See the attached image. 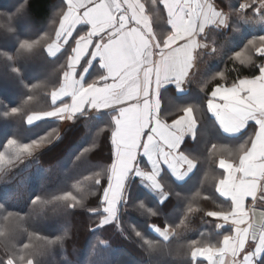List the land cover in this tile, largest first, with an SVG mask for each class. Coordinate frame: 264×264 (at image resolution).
<instances>
[{"label":"snow or ice","instance_id":"obj_1","mask_svg":"<svg viewBox=\"0 0 264 264\" xmlns=\"http://www.w3.org/2000/svg\"><path fill=\"white\" fill-rule=\"evenodd\" d=\"M26 9V3H21L15 14L5 18L6 32L16 35L17 27L25 26ZM58 16V27L35 39L19 40L15 55L0 53L10 64L38 53H46L53 65L59 64L45 85L46 108L29 113L23 107H11L0 114L3 119L26 117L28 126L49 121L56 127H49L29 142L6 139L0 144L4 148L0 151V166L22 161L25 155L35 157L37 152L62 141L72 130L62 132V123L74 125L89 113L107 116L96 138L103 134L105 143L110 144V163L86 177L91 181L87 194L97 199V206L88 209L98 219L92 230L115 223L123 234L121 213L137 181L157 198L155 207L140 200L135 205L139 211L150 217L163 215L161 206L168 208L175 197L185 202V217L180 222L184 225L187 216L199 209H194L190 198L182 196L173 185L185 179L200 162L185 143L187 137L196 140L200 117L195 115L196 106L188 104L178 106L169 123L161 115L160 90L174 85L177 91H183L192 82L201 50L218 54L216 41L207 42L210 31L231 29L235 36L248 23L264 22V0H243L238 7L229 5L227 12L218 8L215 0H150L147 8L141 0H63ZM83 27L87 30L83 31ZM245 36L246 33L240 36L236 46ZM223 47L221 44L219 50ZM228 58L248 65L253 73L238 76L230 83L225 72L216 73L209 79L215 80L218 75L224 83L217 82L206 91V79L201 91H206V110L219 129L228 136L242 132L245 135L238 144L219 145L222 158L218 167L223 171L215 192L223 200H213L216 210L205 212L219 221L215 224L217 231L212 237L201 233V238L191 240L189 247L194 261L199 256L207 264H264V211L256 207L264 206V35H253ZM12 71L19 73L20 69L13 67ZM32 100L29 91L27 101ZM217 148L218 144L212 143L205 160L216 155ZM88 151L85 148L73 164L79 163ZM225 153L232 159L223 158ZM84 201L83 191L78 197L66 190L50 198L36 196L31 203L63 207L67 213L85 208ZM0 215L7 220L13 213L0 203ZM149 227L163 241L177 235L169 232L171 225L163 229ZM132 230L144 245L156 246L134 226ZM23 248L29 249L30 244ZM24 259L19 256L20 261ZM0 264H17V256L9 253L0 259ZM26 264H33V260L27 259Z\"/></svg>","mask_w":264,"mask_h":264},{"label":"trees","instance_id":"obj_2","mask_svg":"<svg viewBox=\"0 0 264 264\" xmlns=\"http://www.w3.org/2000/svg\"><path fill=\"white\" fill-rule=\"evenodd\" d=\"M239 1L215 0L226 11L229 10V5L238 7ZM3 3H7V6H3ZM21 3L27 5L25 26L28 30L21 31L17 27V34L13 35L4 29L5 18L15 14ZM62 3L63 0H0V53L15 55L19 49V40L35 39L44 31L58 27V13ZM86 30L83 27V31ZM245 33V38L236 46V41ZM253 35H264V22L248 23L235 36L231 29L220 33L210 31L208 42L216 41L218 54L200 53L190 85L208 79V91L217 82L224 83L218 75L215 80L209 79L216 73L225 72L229 83L238 76L251 75L254 69L228 57L239 51ZM229 40L232 42L229 43ZM70 43L74 44V41ZM221 44L224 45L222 51L219 50ZM63 62L61 58L60 63ZM13 67L19 68L20 72L12 71ZM54 68L58 70L59 64L53 65L46 53H38L33 58L18 59L15 64H10L0 56V114L5 108L11 107H23L29 113L46 108L45 85L48 84L49 74L53 73ZM50 90L49 85L47 91ZM14 91L16 95L12 98L10 94ZM29 91L33 95L32 101H27ZM25 118H0V144L6 143L8 138L29 142L43 135L49 127H56V124L49 121L28 126ZM107 119V116L100 117L92 113L82 116L74 125L64 128L63 131L69 128L72 130L67 132L62 141L46 148L42 153L37 152L35 157L25 155L22 161L0 166V203L13 213L7 220L3 218L6 213L0 215V231L5 233L0 236V259L11 253L17 256V263L32 259L34 264H194L189 242L193 239L199 240L201 233L212 237L217 231V222L205 215L208 210H216L213 200L216 203L223 200L215 192V185L221 174L215 167L217 150H214L216 155L205 160L210 142L201 146L198 151L202 155L198 154L200 162L197 168L185 181H175L173 185L182 196L190 198L194 209H199L187 216L184 225L180 222L185 217V202L177 201L175 197L168 208L161 206L163 215L150 217L139 211L135 205L140 200L155 207L157 198L137 181L132 186L129 204L121 213L123 234L115 223L93 231L98 219L88 209L97 206V199L96 196L87 194L91 181L86 177L110 163V144L105 143L103 134L96 138L97 129L103 127ZM85 148L89 149L88 153L74 165L76 156ZM0 151H4V148L0 147ZM66 190L73 191L78 197L83 191L86 207H78L74 212L68 210L65 213L63 207L54 209L53 205L31 203L36 196L50 198L52 194H60ZM150 225L161 229L171 225V231L177 235H170L168 241H163ZM133 226L156 246L150 248L144 245L135 236ZM26 243L30 244L29 249L23 248ZM20 255L25 257L23 261L19 260ZM198 263L203 264V261L198 259L195 264Z\"/></svg>","mask_w":264,"mask_h":264},{"label":"crops","instance_id":"obj_3","mask_svg":"<svg viewBox=\"0 0 264 264\" xmlns=\"http://www.w3.org/2000/svg\"><path fill=\"white\" fill-rule=\"evenodd\" d=\"M141 2L146 5V8L150 6V0H141ZM241 2H243V0H241ZM216 5L218 8L223 9L225 12H227L217 3ZM164 15L166 16V13H164ZM208 43L211 44V42ZM201 52L208 54L210 53V49H202ZM197 63H198V58L196 62V67H197ZM195 71L196 68L193 70V74L195 73ZM203 84H204V80L201 83L195 84L193 86H191L189 83L185 85V89L183 91H177L174 85L164 86L160 90L161 115L166 116L167 121L170 123L171 119L174 118V116L176 115V109L178 106L182 107L188 104H192L196 106L197 110L195 112V115L197 117H200L197 138L195 141H192L190 137H187L185 143L189 148V150L191 151V153L197 156L198 158H199L198 154L202 155V153L198 151V149H201V146H205V144H207L208 141L210 142L209 147H211L212 143H217L218 148L216 150H217L218 158L215 159L216 160L215 167L217 168V171L221 173L223 170L219 169L218 160L219 158H222L219 156V153L222 151V149L219 147V145L231 146L233 144H238L242 141L245 134L242 132L237 136H228L219 129V126L216 124L214 117H212V115L208 113L206 110L207 107L206 94H204L205 91H201V87L203 86ZM201 112H203L202 117H201ZM193 148H196V150H193ZM223 158L229 160L232 159V157L228 156L227 153H225V156ZM194 170L195 169H193V171ZM190 175L191 174L189 173L188 176L185 177V179L179 180L177 182L185 181ZM257 208L264 210V208L262 207H257ZM215 221L219 223L218 220ZM198 259H201L203 261V264H207V261L203 257H199Z\"/></svg>","mask_w":264,"mask_h":264},{"label":"rangeland","instance_id":"obj_4","mask_svg":"<svg viewBox=\"0 0 264 264\" xmlns=\"http://www.w3.org/2000/svg\"><path fill=\"white\" fill-rule=\"evenodd\" d=\"M241 2V0L239 1V3ZM7 3H3L2 5L4 6V5H6ZM7 6V5H6ZM239 6V5H238ZM20 30L21 31H27L28 29H27V27L25 26H23V27H20ZM37 69L38 68H36V70L35 71H37ZM1 78V77H0ZM5 91V90H4ZM8 93V92H7ZM10 94V93H9ZM15 95H16V93H15V91L12 93V94H10V96L13 98V97H15ZM25 120H26V118H25ZM42 122H44V121H42ZM68 124L67 123H62V124H60V129H61V131H63L64 130V128L67 126ZM0 132H1V130H0ZM154 195V194H153ZM257 207H262V208H264V206H261L260 204H257ZM217 222V221H216ZM218 223V222H217ZM169 230V232L171 233L172 231H171V229L169 228L168 229ZM198 258L199 257H197V261H198ZM193 262H194V264H195V262L196 261H194L193 260ZM17 264H26V262H24V263H17ZM34 264V263H33ZM199 264V263H198Z\"/></svg>","mask_w":264,"mask_h":264},{"label":"water","instance_id":"obj_5","mask_svg":"<svg viewBox=\"0 0 264 264\" xmlns=\"http://www.w3.org/2000/svg\"><path fill=\"white\" fill-rule=\"evenodd\" d=\"M257 211H264V210H262V209H260V208H257Z\"/></svg>","mask_w":264,"mask_h":264}]
</instances>
